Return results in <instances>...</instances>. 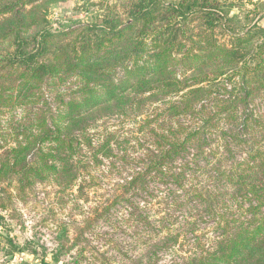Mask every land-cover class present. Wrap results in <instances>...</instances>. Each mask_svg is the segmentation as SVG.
<instances>
[{"label": "trees", "instance_id": "trees-1", "mask_svg": "<svg viewBox=\"0 0 264 264\" xmlns=\"http://www.w3.org/2000/svg\"><path fill=\"white\" fill-rule=\"evenodd\" d=\"M57 1L0 0V196L81 190L113 155L88 131L139 116L152 145L100 214L126 208L127 264H264V1L97 0L52 30ZM158 187L172 211L138 200Z\"/></svg>", "mask_w": 264, "mask_h": 264}, {"label": "rangeland", "instance_id": "rangeland-1", "mask_svg": "<svg viewBox=\"0 0 264 264\" xmlns=\"http://www.w3.org/2000/svg\"><path fill=\"white\" fill-rule=\"evenodd\" d=\"M246 1L242 0L251 7ZM93 2L97 0L51 4L47 15L50 28L88 20L99 11L91 5ZM260 20L264 26V15ZM153 108H148V113ZM146 130H140L139 116L136 121L116 116L102 118L87 136L94 148L109 136L113 155L100 158L81 190L74 186L61 191L51 182H40L23 191L14 186L9 194L3 193L0 200L6 205L0 208V264H42L43 260L48 264H127L134 235L124 223L126 208L113 206L110 218L100 214L105 203H111L118 184L128 178L133 168H138L151 147ZM164 195V187H158L147 199L141 194L137 198L141 203H150L154 212L160 214L173 210L161 204ZM171 260L168 255L162 263Z\"/></svg>", "mask_w": 264, "mask_h": 264}, {"label": "built area", "instance_id": "built-area-1", "mask_svg": "<svg viewBox=\"0 0 264 264\" xmlns=\"http://www.w3.org/2000/svg\"><path fill=\"white\" fill-rule=\"evenodd\" d=\"M19 260H22V258L20 257Z\"/></svg>", "mask_w": 264, "mask_h": 264}, {"label": "crops", "instance_id": "crops-1", "mask_svg": "<svg viewBox=\"0 0 264 264\" xmlns=\"http://www.w3.org/2000/svg\"><path fill=\"white\" fill-rule=\"evenodd\" d=\"M261 21V20H260ZM262 27H264L263 25H262Z\"/></svg>", "mask_w": 264, "mask_h": 264}]
</instances>
